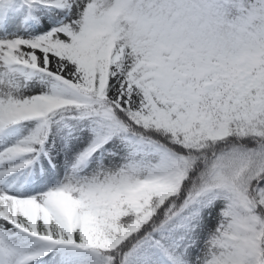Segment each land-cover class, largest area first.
<instances>
[{
    "label": "snow or ice",
    "instance_id": "1",
    "mask_svg": "<svg viewBox=\"0 0 264 264\" xmlns=\"http://www.w3.org/2000/svg\"><path fill=\"white\" fill-rule=\"evenodd\" d=\"M0 264H264V0H0Z\"/></svg>",
    "mask_w": 264,
    "mask_h": 264
}]
</instances>
